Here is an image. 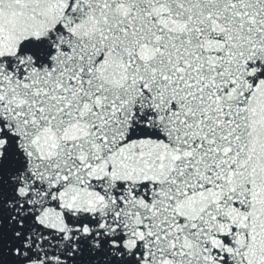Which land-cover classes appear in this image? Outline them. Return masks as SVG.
I'll list each match as a JSON object with an SVG mask.
<instances>
[{
  "label": "snow or ice",
  "instance_id": "6c2138e0",
  "mask_svg": "<svg viewBox=\"0 0 264 264\" xmlns=\"http://www.w3.org/2000/svg\"><path fill=\"white\" fill-rule=\"evenodd\" d=\"M0 264H264V0H0Z\"/></svg>",
  "mask_w": 264,
  "mask_h": 264
}]
</instances>
